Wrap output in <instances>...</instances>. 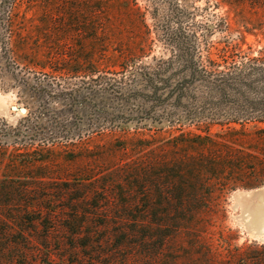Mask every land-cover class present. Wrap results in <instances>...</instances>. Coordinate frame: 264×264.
I'll use <instances>...</instances> for the list:
<instances>
[{"label": "rangeland", "instance_id": "1", "mask_svg": "<svg viewBox=\"0 0 264 264\" xmlns=\"http://www.w3.org/2000/svg\"><path fill=\"white\" fill-rule=\"evenodd\" d=\"M190 133L226 139L235 189L213 198L199 235L128 222L148 242L121 245L118 262L146 251L164 264L196 241L214 264H264V227L242 204L264 191V0H0V264H25L34 245L27 264H48L58 237L115 233L85 203L77 225L49 210L85 195L72 180L105 183L140 157L115 149L124 141ZM109 240L78 250L104 264Z\"/></svg>", "mask_w": 264, "mask_h": 264}, {"label": "trees", "instance_id": "2", "mask_svg": "<svg viewBox=\"0 0 264 264\" xmlns=\"http://www.w3.org/2000/svg\"><path fill=\"white\" fill-rule=\"evenodd\" d=\"M136 142L139 143L137 148ZM225 142L226 139L220 135L212 137L211 134L194 133L179 134L168 139L151 137V139L124 141L122 146L115 149L124 151L127 149L125 144H128L130 150L134 148L139 151L140 157L132 158L129 166L124 170L120 168L111 170V179L105 183L98 182L96 178L91 180L86 177L72 180L75 189L85 191V195L71 200L67 205H59L58 211L49 210L47 217L52 222H57V214H64L66 209H69L72 216L67 220L77 225L78 222L81 223L79 220L81 216H78L79 209L85 203L87 210L83 213L84 216L96 217L101 225L111 221L117 225L118 230H114L115 233L98 234V237L94 232L82 233L81 230L76 234H69L72 238V243L69 245L58 237L57 250L52 244L45 248L46 262L96 264L97 259L103 257L99 255L102 250H95L96 256L88 257L78 248L95 247L97 242L110 243L109 235H111L117 239L116 250L105 254L109 259L104 264H124L118 262L117 248L131 242L137 244L148 242L145 239L137 240L135 229L129 234L123 227L128 222L136 228L138 225L149 224L166 232L186 231L199 235L200 228H204L202 224L204 214L214 203L213 198L235 189L236 186L235 174L231 170L234 169V160L230 153L222 151ZM226 164L230 165L226 167ZM67 183L69 182H65ZM90 193L94 194L92 203L87 202ZM34 211L41 212V209L36 207ZM81 225L79 224V227ZM94 236L97 241L93 239ZM94 242L95 245L92 246ZM39 249L34 245L31 250H23L21 257L25 264L30 260V254L35 256L39 253ZM132 257L134 261L140 259L142 264H162L159 256L152 252L132 254ZM86 258L89 261L85 262ZM213 258L212 253L209 254L203 249V244L188 241L182 244L171 256V260L168 259L164 264H214ZM123 260L127 261V258ZM238 264L248 263L240 260Z\"/></svg>", "mask_w": 264, "mask_h": 264}, {"label": "bare ground", "instance_id": "3", "mask_svg": "<svg viewBox=\"0 0 264 264\" xmlns=\"http://www.w3.org/2000/svg\"><path fill=\"white\" fill-rule=\"evenodd\" d=\"M245 213L261 227H264V191H253L242 196Z\"/></svg>", "mask_w": 264, "mask_h": 264}, {"label": "water", "instance_id": "4", "mask_svg": "<svg viewBox=\"0 0 264 264\" xmlns=\"http://www.w3.org/2000/svg\"><path fill=\"white\" fill-rule=\"evenodd\" d=\"M254 190H263V188H257V189H254Z\"/></svg>", "mask_w": 264, "mask_h": 264}]
</instances>
